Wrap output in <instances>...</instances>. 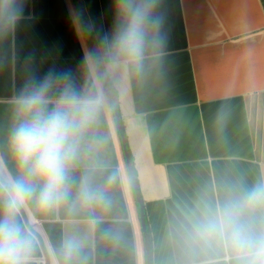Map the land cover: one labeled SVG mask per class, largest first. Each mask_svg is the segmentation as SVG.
I'll use <instances>...</instances> for the list:
<instances>
[{
	"label": "crops",
	"instance_id": "1",
	"mask_svg": "<svg viewBox=\"0 0 264 264\" xmlns=\"http://www.w3.org/2000/svg\"><path fill=\"white\" fill-rule=\"evenodd\" d=\"M22 14L0 23V177L23 173L9 146L19 100L46 82L49 108L71 90L100 97L79 139L69 198L43 211L25 203L51 264H147L136 199L113 99L104 87L75 0H19ZM118 108L145 206L152 264H233L220 247L192 238L208 204L243 206V223L264 235V206L246 195L264 185V3L262 0H156L138 66L114 61V0H82ZM86 186L102 201L85 204ZM7 189L0 181V212ZM2 218V217H0ZM28 264H45L38 239L17 211Z\"/></svg>",
	"mask_w": 264,
	"mask_h": 264
},
{
	"label": "clouds",
	"instance_id": "2",
	"mask_svg": "<svg viewBox=\"0 0 264 264\" xmlns=\"http://www.w3.org/2000/svg\"><path fill=\"white\" fill-rule=\"evenodd\" d=\"M156 0H114L119 28L112 45L114 61L138 66L152 29ZM19 0H0V23L10 24L22 14ZM47 82L38 90L22 95L9 146L23 173L2 197L0 212V264H28V241L15 222L17 211L35 200L43 211L59 209L69 198V169L77 158L79 139L96 119L100 97L78 96L71 90L49 108ZM85 204L102 201L86 186L80 191ZM250 206H264V185L249 192ZM192 238L206 247L227 249L233 264H264V235L251 237L243 223V206L208 204L192 225Z\"/></svg>",
	"mask_w": 264,
	"mask_h": 264
},
{
	"label": "water",
	"instance_id": "3",
	"mask_svg": "<svg viewBox=\"0 0 264 264\" xmlns=\"http://www.w3.org/2000/svg\"><path fill=\"white\" fill-rule=\"evenodd\" d=\"M75 1L78 3L79 9H80V14H81L83 23L85 25L87 36H88V39L90 42V47H91L93 55L97 61L99 71H100L101 77H102L103 82H104V87L107 90V92L110 94L111 98L113 99V110H114V114L116 116L118 130H119V133L121 135L123 148H124V152H125V157H126V161H127V165H128V170H129L130 177L132 180V184H133V187L135 190L136 199L138 201L139 208H140L141 224H142V229H143V233H144L145 248H146V253H147V264H152V243H151V237H150L148 227H147V222H146L145 206H144V202H143L141 194H140V188H139V185H138L135 173H134L131 156H130V153H129L128 148H127L126 138H125L124 130L122 127V121H121L119 108H118L117 95H116V93H115V91H114V89H113V87L109 81L108 75L106 73L102 57L100 55L99 49H98L96 42L94 40V36L92 34L90 24L88 22L86 13L84 11L82 0H75ZM0 181L4 184V186L8 190L9 186L6 185V183L2 180L1 177H0ZM19 212L21 213L27 228L31 231V233H33V235L38 239V241L40 243L43 254H44V258H45V264H51L49 254L46 250V247L44 245V241H43L42 237L37 233V231L34 229V227L30 224L28 217H27V215H26V213L22 207L19 209Z\"/></svg>",
	"mask_w": 264,
	"mask_h": 264
},
{
	"label": "trees",
	"instance_id": "4",
	"mask_svg": "<svg viewBox=\"0 0 264 264\" xmlns=\"http://www.w3.org/2000/svg\"><path fill=\"white\" fill-rule=\"evenodd\" d=\"M263 1V3H264V0H262ZM114 89V88H113ZM114 91H115V89H114ZM116 92V91H115ZM131 156V155H130ZM131 160H132V157H131ZM132 164H133V161H132ZM133 169H134V165H133Z\"/></svg>",
	"mask_w": 264,
	"mask_h": 264
},
{
	"label": "built area",
	"instance_id": "5",
	"mask_svg": "<svg viewBox=\"0 0 264 264\" xmlns=\"http://www.w3.org/2000/svg\"><path fill=\"white\" fill-rule=\"evenodd\" d=\"M45 263V261H43Z\"/></svg>",
	"mask_w": 264,
	"mask_h": 264
}]
</instances>
